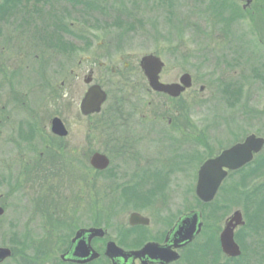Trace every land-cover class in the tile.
<instances>
[{"label":"rangeland","instance_id":"rangeland-1","mask_svg":"<svg viewBox=\"0 0 264 264\" xmlns=\"http://www.w3.org/2000/svg\"><path fill=\"white\" fill-rule=\"evenodd\" d=\"M228 1L231 4V0ZM85 2L86 5L82 7L67 4L66 1L57 5L65 10V16L62 13V17H66L68 22L75 24L78 21L76 14H82L79 15V24L83 28V42L77 45L80 50L76 52L73 62L67 63L66 55L62 54L63 50L72 47L71 40L60 30H47L45 33L50 34L53 50L51 67H42L44 70H40L28 63L30 66L18 69L22 78L19 85L10 84L7 80L15 71L14 67L9 65L0 68L5 72V86L0 90L4 94L5 105V112H0V139L3 140V133L10 130L8 125L15 127L16 119L23 116L22 113L28 111V107L36 115L47 112L61 117L69 130V137L65 140L69 148L64 154L69 163L58 166L64 169L66 176L62 183L53 179L52 189H44L47 196L42 198H38L41 197L38 191L41 188L35 187L33 179L29 177L32 167L27 166L21 158L24 152L12 155L11 160L0 154V160L3 161H0V206L5 209L4 215L0 217V246L12 249L22 264H59L58 255L78 228L97 223L96 226L106 228L110 236H117V228L123 226L132 206L140 209L149 206L140 197L130 199L122 191L124 184L129 186L132 182L111 180L106 176L124 169L126 159L140 157L138 148H129L124 143L128 137L113 132L111 127V122H114L110 113L120 98L119 93H123L125 99L135 92L142 94L139 88L141 73L136 75L137 82L133 84H125L117 80L118 76L111 75L109 66L115 67L120 59V69L124 63H128L129 67L137 66L138 71L141 58L154 54L164 64L165 80L173 79L183 71L195 75L196 138L191 149L196 154V170L209 157L242 142L249 135L264 138V20L261 15L258 18L245 15L239 26H233L234 35L243 39L237 52L234 41L230 48L226 45L228 40L224 29L231 28H225L228 21L225 22L222 15L225 0ZM229 6L232 12L236 11L232 5ZM245 12L249 15L251 11ZM41 34L45 37L44 30ZM72 50L76 48L73 46ZM81 56L84 60L78 65ZM234 61H238L239 66L228 70L227 66H233ZM99 62L106 63V68H99ZM90 68L94 72V81L108 95L99 116V124L96 115L82 117L79 114V103L87 90L83 79ZM201 86H204V92L199 94ZM15 89L20 94V105L16 103L15 106L21 108L20 113L9 111L12 103L7 101L8 93L11 98V91ZM47 132L45 130V134L41 132L39 136L48 137ZM49 140L57 148L56 142L51 138ZM40 141L31 140L37 149L35 156L42 150L43 143L40 144ZM186 145L183 150L187 151L189 148ZM168 148L165 147V156L170 151ZM94 151L107 155L111 160L109 169L103 171L104 175H95L97 172L89 165ZM81 155L83 158L78 159ZM139 162L142 163L141 159ZM247 166L223 182L215 202L208 206L201 205L193 198L194 177L188 179L185 176L175 180L165 189L170 194L174 193V202L179 203L181 212L188 206L200 209L213 231L223 225L224 219L233 211L240 210L245 226L239 232L246 235V239L241 242L242 256L237 264H264V148ZM251 169H255L252 174L249 172ZM23 170L26 171L23 174L26 179L22 175ZM73 174L76 177L81 174L83 181L76 184L72 180ZM242 177L247 183L241 187L239 180ZM94 178L96 194L93 191ZM16 180L22 183L17 188ZM160 184L162 186V182ZM77 195L79 197H75ZM39 200L43 201L41 205L47 209H43L46 214L43 215L44 225L41 226L35 225L33 221V210L38 208ZM141 210L143 213L148 211Z\"/></svg>","mask_w":264,"mask_h":264},{"label":"flooded vegetation","instance_id":"flooded-vegetation-1","mask_svg":"<svg viewBox=\"0 0 264 264\" xmlns=\"http://www.w3.org/2000/svg\"><path fill=\"white\" fill-rule=\"evenodd\" d=\"M65 1L67 4H74L77 7L86 5L85 0H0V41L2 43L0 44V68L9 65H11L10 67H14L15 71L12 72L10 77H7L10 84L16 83L19 85L22 83V78L20 79L21 71L18 69L30 66L28 63L33 64L34 68L40 70H44L42 67L49 68L52 66L53 60L51 58L53 56V50L50 43L51 38H49L50 34L45 33L47 30H60V33L71 40L72 47L66 48V51L63 50L62 54L66 55L67 63L73 62L76 52L80 50L77 45L83 42V38L81 37L83 28L79 24L81 20L79 15L82 14H76L78 21L75 24L74 22H68L66 17H62L63 15L65 16V10L57 6L59 2L62 4ZM225 1V4H223L225 10L224 13L222 11L221 13L224 16V21H228V23H225V28L226 26L231 28L224 29V35L228 40V44L226 45H229L227 47L230 48L231 43L234 41V46H237L236 50L239 52L238 49L241 48L243 39L234 35L233 26L235 24L239 26L243 22L245 15L246 17L252 16L254 18H258L261 15L264 20V0L263 2L250 0L249 4L239 0H231V4L229 3L230 1ZM229 5H232L236 11L232 12ZM247 10L251 11L249 15L245 12ZM75 25L76 31L74 33L73 28ZM38 30L39 34L37 33L36 35V31ZM42 30H44L45 37L41 34ZM73 46L76 48L75 51L72 50ZM37 51H39L38 54ZM79 58L80 60L77 61L78 65L84 60L82 56ZM119 64H116L115 67L109 66L111 75L118 76L117 80L125 84H133L137 82L136 75L141 73L142 76L139 77L141 80L139 88L142 94L135 92V94H130L125 99L122 97L123 93H119L120 98L115 102L110 113L111 118H113L112 121L114 122L112 124L110 121L111 127H113V132L123 133L124 136L128 137L127 142L124 143H127L129 148H131L130 146L138 148L140 157L136 156L135 158L130 157L126 159L127 162L124 164V169H118L115 173H110L106 176L111 180H128V182H132L129 186L128 184L126 186L124 184L122 191H125L130 199L140 197L141 200H145L149 206L142 208L148 209V211L145 214L141 210L142 208L132 206L123 226L117 228V236H110L109 231L103 226H96L97 223L88 227L78 228L74 232L73 237L69 241H66L65 249L58 255V263L81 264L74 257L75 245L73 241L76 234L80 230L101 229L103 231L102 236L94 235L91 237L90 234H84L81 238V241L87 242V245L91 249L87 258L92 256V252L96 254L94 260L84 264H113V262L117 264H237L242 256L241 242L246 239V235L244 236L243 233L241 235L239 232L245 226L242 212L240 210L233 211L231 215L224 219L223 225L217 226L213 231L209 228L208 221L204 220L203 213L200 209L188 206L181 212L179 203L176 204L174 202L176 200L174 199L175 196L172 195L174 193L170 194V192H167L168 189H165V186H169L175 180H179L185 176L188 179H193L194 177L196 182L193 190V198L198 200L201 205L208 206L215 202L223 182L229 176L235 174V172L227 173L211 201L205 202L198 197L196 186L200 168L198 170L195 169L196 154L193 148L191 149V147H194L196 138L197 81L195 75L188 71H183L179 73V76L165 80L163 78V64L158 73V81L164 85L179 84L184 88L178 95L164 94V92L155 91L150 86L148 78L141 68V60L138 63V71L135 65L129 67L128 63H124L120 69ZM232 65L227 66L228 70L233 67H238L239 62L234 61ZM106 66V63H98L99 68H106ZM88 75L91 76L92 81L89 85H86L87 89L91 85L100 86L94 81V72L91 68ZM184 75H188L189 77L187 82L189 85L187 87L180 84L181 78ZM0 76L2 79L0 90H2L3 86H5V72L0 70ZM228 85L230 86L231 84ZM126 87L128 88V86ZM203 92L204 86H201L199 88V94ZM84 95L85 92L82 98ZM11 96L10 98L8 93L7 101L9 100V103H12L11 107L13 108H10V113H20L21 108H15L16 103L20 105L18 89L11 91ZM3 98L4 94L0 92V104H2L0 112H5ZM105 98L106 100L101 106L100 112L87 116L96 115L98 124L101 121V117L99 118V116L102 114L103 107L108 100L107 93ZM23 104L27 105L26 102ZM26 112L22 113L24 114L23 116H18L15 127L12 125L7 126L10 130L3 133V140L0 139V154L2 157L11 160L12 155H19L22 151L24 152L21 158L27 166L32 167V169H29V177L33 179L35 187L39 186L41 188V190H38L41 197L38 198H42L43 196H47L44 193V189H52L53 179L58 180V183H62L64 176H66L64 169H59L58 166L69 163L65 156L69 148L68 142L65 141L69 137V130L63 119L57 115L47 114V112H45L46 115L45 113L36 115L35 111L29 107ZM79 114L85 117L80 112V109ZM54 118L61 121L66 130L64 136L52 132ZM45 130L48 131L49 136H39L41 132L45 134ZM43 138L44 140L42 142ZM48 138L56 142L57 148L52 145ZM32 139L41 140L40 144L43 143L42 150L37 152V156H35L37 149L32 144ZM114 142L117 144L116 139H114ZM185 145L189 148L187 151L183 150ZM166 146L169 147L168 149L170 151L165 156L164 150ZM142 148L144 151H142ZM150 148L151 150H149ZM151 152L155 154L152 155ZM220 153L208 159H212L220 155ZM81 156L78 159H82L83 155ZM105 156L109 160L107 170L111 165V160L107 155ZM140 159L143 164L139 162ZM79 161L77 162L80 163ZM156 163H158V166ZM95 171L97 172L95 175L101 176L105 174L103 171ZM25 172L23 170L22 175ZM23 176L26 179V176ZM73 177L74 179L72 180L76 184L83 181L81 174H77V177L73 174ZM16 181V188L22 185L20 180ZM161 182L162 186L160 184ZM16 188H13V190H16ZM93 191L96 194L95 178ZM172 196L173 199H171ZM75 197L79 196L77 195ZM42 202V200H39L40 204L38 208L33 210V221L35 225L39 224L40 226L44 225L43 215L46 214L43 210L45 209L43 208L45 205H41ZM260 207L261 205H259ZM0 208L3 211L0 214V217H2L5 209L2 206ZM236 212L240 213L242 224L234 226L233 241L238 246L237 248L240 253L237 256H229L221 249V235ZM80 214L82 215V213ZM134 215L135 218L131 220ZM109 244H114L117 248L122 249L125 257H110V254L107 252ZM0 248L10 250L9 256L6 259H1L0 264H22L21 259L15 257V252L12 249L2 246ZM144 249L146 250L144 251Z\"/></svg>","mask_w":264,"mask_h":264},{"label":"water","instance_id":"water-1","mask_svg":"<svg viewBox=\"0 0 264 264\" xmlns=\"http://www.w3.org/2000/svg\"><path fill=\"white\" fill-rule=\"evenodd\" d=\"M245 1L246 4L250 3V0H239ZM163 63L160 58L152 55H146L141 58V68L145 72L150 86L159 92H164L172 95H178L183 91V87L179 84L164 85L158 81V73L162 68ZM188 75H184L181 78L180 84L187 87ZM92 79L88 75L84 79L85 85H89ZM106 93L98 85H91L80 102V112L85 117L93 115L100 112L101 106L106 100ZM52 132L64 136L66 130L64 129L61 121L57 118L53 119L52 122ZM264 148V138L256 137L255 135L247 136L242 142L235 143L228 149L223 150L220 155L208 159L203 163L198 172V180L196 186V192L201 200L208 202L213 199L215 193L222 181L226 177L227 173L230 171H237L244 166L251 163L254 157L259 154ZM90 166L98 171L106 170L109 165L108 158L99 152H95L91 155L89 160ZM2 209L0 208V214H2ZM135 218L132 216L131 220ZM136 221V220H135ZM242 224L241 216L239 212H236L231 218L227 227L221 235V245L223 251L229 256L239 255L238 246L234 244L233 241V229L234 226ZM103 231L101 229H89L80 230L73 241L74 247V257L77 259L78 263L84 264L90 262L96 258L95 252H92V256L87 258L91 252L87 242L81 241L84 234H90L92 236H102ZM188 239V238H187ZM77 242V243H75ZM146 249H144L145 251ZM110 257H125V253L122 249L117 248L114 244H109L107 249ZM10 254V250L6 248H0V260L6 259ZM113 264H117L113 262Z\"/></svg>","mask_w":264,"mask_h":264},{"label":"trees","instance_id":"trees-1","mask_svg":"<svg viewBox=\"0 0 264 264\" xmlns=\"http://www.w3.org/2000/svg\"><path fill=\"white\" fill-rule=\"evenodd\" d=\"M247 167H249V166H247ZM246 167V168H247ZM246 168H244V169H246ZM244 169H242V170H244ZM255 171V169H251V170H249V172H250V174H252L253 172ZM246 174H248V172L246 173ZM241 180H242V182H241ZM241 180H239L240 182V185H241V187H242V184H244L246 181H245V178H241ZM247 183V182H246Z\"/></svg>","mask_w":264,"mask_h":264}]
</instances>
